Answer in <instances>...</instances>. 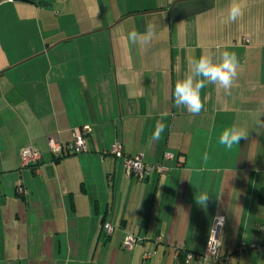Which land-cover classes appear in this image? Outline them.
Here are the masks:
<instances>
[{
    "label": "crops",
    "instance_id": "0c3cea01",
    "mask_svg": "<svg viewBox=\"0 0 264 264\" xmlns=\"http://www.w3.org/2000/svg\"><path fill=\"white\" fill-rule=\"evenodd\" d=\"M231 2H0V264H264V0H240L235 22ZM224 50L240 61L231 91L209 84L198 115L176 107L189 61ZM232 125L249 135L226 150ZM81 126L87 151L53 154L48 139L64 144ZM116 141L146 163L171 153L170 170L126 177L105 152ZM27 146L41 152L35 169L20 164ZM217 216L221 260H205Z\"/></svg>",
    "mask_w": 264,
    "mask_h": 264
},
{
    "label": "clouds",
    "instance_id": "9594fccd",
    "mask_svg": "<svg viewBox=\"0 0 264 264\" xmlns=\"http://www.w3.org/2000/svg\"><path fill=\"white\" fill-rule=\"evenodd\" d=\"M242 15V4L240 0H232L228 10V20L235 22ZM138 33H129V40L137 42ZM240 61L235 52L224 50L219 58L212 55H200L189 61V68L183 79L177 80L174 86L173 99L176 107H183L189 113L198 115L204 108L201 92L209 84L218 85L226 92H230L238 79ZM258 125L264 127V121H257ZM166 125L157 121L155 131L149 140V144L159 140ZM248 130L243 127L232 125L224 128L219 136L218 143L226 150H231L234 145L239 144L241 139H247ZM196 201L201 206L205 205L209 195L200 192L196 195Z\"/></svg>",
    "mask_w": 264,
    "mask_h": 264
},
{
    "label": "built area",
    "instance_id": "2783aa9c",
    "mask_svg": "<svg viewBox=\"0 0 264 264\" xmlns=\"http://www.w3.org/2000/svg\"><path fill=\"white\" fill-rule=\"evenodd\" d=\"M12 1V0H8ZM90 128L88 126H81L73 129L72 131V140L66 142L64 144H59L53 139H48V146L55 155H61L65 153H75L80 154L87 151L85 144V137L89 134ZM115 158L121 159L123 161L125 176L126 177H134L137 180H144L151 172H157L159 174L166 173L170 170V168L165 164L166 160L172 159V154L166 152L163 154V160L161 162L156 163H146L140 157L134 156L129 157L124 155L122 145L119 141L114 142L108 151ZM41 158L40 151L33 147L27 146L20 153V164L22 166H28L32 164H36ZM16 193L18 195H27V190L22 186H18L16 188ZM223 224V217L217 216L214 218L208 240L206 242L204 251L199 255L201 258L207 259H216L221 260L219 256V246H220V232ZM105 231L110 234L112 233L113 227L110 223H106L103 225ZM137 238L132 234H126L123 239V247L126 250L132 249L135 245ZM243 248L241 245L237 252L239 253ZM149 253L146 252L144 254V258L149 257ZM190 259L193 257L192 255L188 256ZM225 264H232L228 260H224Z\"/></svg>",
    "mask_w": 264,
    "mask_h": 264
},
{
    "label": "trees",
    "instance_id": "16d2710c",
    "mask_svg": "<svg viewBox=\"0 0 264 264\" xmlns=\"http://www.w3.org/2000/svg\"><path fill=\"white\" fill-rule=\"evenodd\" d=\"M89 133H90V132H89ZM71 140H72V139H71ZM40 153H41V152H40ZM65 154H66V155H75V153H65ZM62 155H64V154L57 155V156H62ZM40 160H41V158H40ZM40 160H39V161H40ZM39 161H38L36 164H32V165H28V166H22V165H21V166H22L23 168H24V167H25V168L28 167V168H34V169H35L36 166L38 165ZM124 170H125V169H124ZM18 186H22V185H17V187H18ZM17 187H16V188H17ZM22 187H23V186H22ZM23 188L26 189L25 187H23ZM15 190H16V189H15ZM19 196H23V197H24V196H26V195L21 194V195H19ZM262 196H264V193H262ZM112 231H113V230H112ZM110 234H111V233H110ZM110 234H109V235H110ZM122 247H123V241H122ZM123 248H124V247H123Z\"/></svg>",
    "mask_w": 264,
    "mask_h": 264
},
{
    "label": "water",
    "instance_id": "95a60500",
    "mask_svg": "<svg viewBox=\"0 0 264 264\" xmlns=\"http://www.w3.org/2000/svg\"><path fill=\"white\" fill-rule=\"evenodd\" d=\"M3 0H0V2H2ZM23 1H26V0H23Z\"/></svg>",
    "mask_w": 264,
    "mask_h": 264
}]
</instances>
